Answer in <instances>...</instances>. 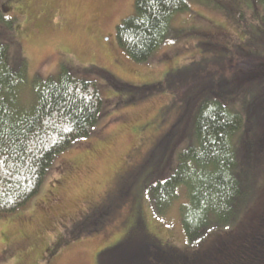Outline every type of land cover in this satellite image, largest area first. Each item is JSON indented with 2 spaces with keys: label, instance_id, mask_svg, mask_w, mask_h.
I'll list each match as a JSON object with an SVG mask.
<instances>
[{
  "label": "trees",
  "instance_id": "obj_1",
  "mask_svg": "<svg viewBox=\"0 0 264 264\" xmlns=\"http://www.w3.org/2000/svg\"><path fill=\"white\" fill-rule=\"evenodd\" d=\"M255 1L262 15L245 26L243 39L223 48L202 35L197 46L205 55L167 70L162 80L133 86L90 66L88 74H99L119 95L109 103L96 80L71 65L61 64L44 79L29 77L0 0V218L28 206L55 159L90 136L106 112L169 94L178 115L120 183L115 202L131 200L130 218L122 238L99 253L98 264H264V0ZM187 9V0H134L133 14L116 27L118 46L131 60L149 62L175 40L170 21ZM219 34L213 39L221 40ZM223 56L238 60L227 78L212 72ZM180 189L186 246L163 240L142 212L141 194L165 216ZM110 211L106 205L90 210L73 235L95 230Z\"/></svg>",
  "mask_w": 264,
  "mask_h": 264
},
{
  "label": "rangeland",
  "instance_id": "obj_2",
  "mask_svg": "<svg viewBox=\"0 0 264 264\" xmlns=\"http://www.w3.org/2000/svg\"><path fill=\"white\" fill-rule=\"evenodd\" d=\"M1 2L3 16L14 22V39L27 61L29 77L44 79L56 75L61 64L71 65L78 75L94 78L101 97L109 103L119 95L99 74L89 75L90 66L105 69L133 86L149 85L162 80L167 70L204 56L197 46L202 35L226 48L243 39L245 26L262 15L255 0H187L188 9L170 21L172 34H178L175 40L161 45L149 62L137 63L116 40V27L133 14L134 0ZM218 31L222 34L217 41L212 34ZM259 63L257 60L254 66ZM237 64V59L223 56L220 68L212 72L227 78L236 72ZM172 99L169 94H156L108 111L90 136L59 155L28 206L0 218V264H98L99 253L122 238L130 218L131 200L115 202L117 189L177 117L176 108L169 107ZM184 193L179 190L176 204L165 216L153 212L148 195L141 194L147 226L179 246H186L178 213ZM102 205L111 211L95 230L88 228L74 236V224Z\"/></svg>",
  "mask_w": 264,
  "mask_h": 264
},
{
  "label": "flooded vegetation",
  "instance_id": "obj_3",
  "mask_svg": "<svg viewBox=\"0 0 264 264\" xmlns=\"http://www.w3.org/2000/svg\"><path fill=\"white\" fill-rule=\"evenodd\" d=\"M43 264V263H42Z\"/></svg>",
  "mask_w": 264,
  "mask_h": 264
}]
</instances>
